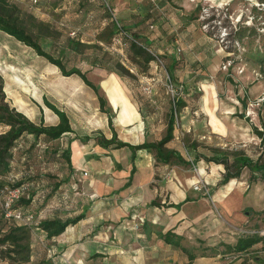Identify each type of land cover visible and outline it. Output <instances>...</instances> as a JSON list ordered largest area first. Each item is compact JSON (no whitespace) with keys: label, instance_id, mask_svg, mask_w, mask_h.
<instances>
[{"label":"rangeland","instance_id":"1","mask_svg":"<svg viewBox=\"0 0 264 264\" xmlns=\"http://www.w3.org/2000/svg\"><path fill=\"white\" fill-rule=\"evenodd\" d=\"M9 1L17 5L25 17L31 16L45 23L46 37L40 42L44 50L54 57H58L60 50L67 47L70 39L69 31L81 30L79 38L73 41L78 40L86 47L82 48V52L78 54L66 50L64 62L67 68L76 65L75 67L85 72L88 81L98 87L100 94L106 99V107L102 110L94 91L78 76H62L54 65L37 56L31 48L18 43L0 31V76L9 106L22 113L28 120L35 123H40L41 120L45 125L57 122L56 115L46 103L64 112L70 118L74 132L53 142V148L64 147L67 139L74 135L83 139L81 141H87L98 134L110 138L113 133L118 140L126 141L129 135L135 138L147 132L151 139H158L164 133L165 115L172 104V98L174 96L187 98L189 93L190 98L186 99L187 108L177 113L176 139L169 144V147L177 149L188 161H191L193 157L188 154L186 143L191 142L196 143L195 154L207 158L212 156L214 149L226 150L229 153L242 151L253 160L259 156L264 158V143L256 137L252 130V127H256L259 131L261 129L264 131V101L256 105L257 100L264 97V74L242 55L246 54V49L241 45L234 44L235 53L226 51L232 46L224 41L227 31L225 32L223 27L225 23L231 26L241 23L255 24L258 31L264 35V21L261 17H256L252 11V8H256L260 11L259 14L263 13L264 0H155V6L148 0L150 4L147 11L150 19H153L152 22H157L160 17L161 21L166 20L168 25H171L170 39H178L179 31H181L177 24L170 21L172 18L169 16L172 15L173 9L180 10L178 13L182 15L190 13L193 8L196 10L197 7H201V16L199 17V12L198 19L195 20L196 28L190 35V39H193L192 46L195 49L191 47L192 55H188L189 49L184 46L183 38L180 39L177 47L180 50V57L177 55L179 58L174 66V71L177 72L175 75L167 67L170 59L166 60L164 54L154 53L160 61H153L147 68H144L131 63L127 47L117 51L112 47V42L102 44V48L93 46L98 27L101 25L102 28L106 23V13H111L116 20L122 23L113 11V0L95 2L90 0H38V4L33 3L32 0ZM138 1L129 0V3L136 5ZM182 6L187 9L184 10ZM195 10L193 13L196 14ZM160 12L162 14L158 16ZM152 22L147 25V28ZM162 26L166 27V25ZM148 30L152 29L149 27ZM157 31L164 33L160 26ZM168 46L170 47V44ZM110 55L128 69L132 77L120 78L111 73L107 69L110 66ZM258 82L262 90L254 93L251 87ZM206 90V96L217 103L213 104L209 109L210 113L208 112L209 117L212 118L211 123H213L214 130L207 126L208 118L201 108ZM242 95L243 101L241 102ZM244 102L246 103L245 108ZM251 104L254 105L253 108H250ZM232 105L235 107V110H231L232 117L236 118L231 120L227 113H230L229 107ZM105 110L109 114H105L103 112ZM242 114L246 120L241 118ZM191 118L198 120L197 127L186 125ZM248 128H251L249 133ZM81 141L76 142L73 151L78 149V155L85 154L83 158H88L93 153L94 155L102 153L94 141L87 144ZM42 145L47 146L46 151L49 150V143L42 141ZM38 151V147L31 151L25 148L17 149L11 164V174L23 171L24 162L31 161L36 171L44 173L42 175L57 174L58 177H63L67 169L61 158L54 156V158L46 159V164L39 167ZM78 155L75 151L73 154L75 162ZM126 156L127 153H123L119 158L123 159ZM27 157L30 159L28 160ZM23 159L26 160L22 162ZM200 163L202 166H210L213 162L200 158ZM84 166L85 172L74 170L76 181L78 176L80 179L84 175L88 178L90 176V181L86 185L91 188L90 192L94 193L92 181L96 176V168L94 165L91 169L89 166L86 167L85 162ZM219 166L223 167L222 164H216L211 168L215 171L213 172L214 182L218 179L217 167ZM179 167L182 171H190L193 175H198V169L201 168L186 165ZM223 174L224 172L219 178L220 182ZM257 175L254 174V177ZM7 177L9 176H2L1 181H5ZM113 177L116 178L114 181L118 180L117 176ZM29 179L31 178L26 176L25 180ZM37 179L46 181V178H40L39 175L33 180ZM202 183L208 187L207 183L204 181ZM218 183L207 189V194L210 193L212 197L209 204L215 216V222L236 225L239 215L241 219L251 218L252 220L248 226H243L242 230L264 231L263 225L257 227L254 223L255 218L264 212V182L252 181L251 173L246 168L239 178H232L222 185ZM77 185L79 186V182ZM47 205L43 207V211H47L41 215L43 218H39V221L48 219L51 215V212L50 214L48 212L50 203ZM28 209L35 214L36 208L31 206ZM31 236L32 257L28 264H62L63 255L60 248L54 246L52 241H45L39 230H31ZM260 248L261 246H255L250 256L242 258L249 259L250 264H264V252L260 251ZM228 257L230 259L232 256L228 255ZM0 264L12 263L0 259Z\"/></svg>","mask_w":264,"mask_h":264},{"label":"crops","instance_id":"2","mask_svg":"<svg viewBox=\"0 0 264 264\" xmlns=\"http://www.w3.org/2000/svg\"><path fill=\"white\" fill-rule=\"evenodd\" d=\"M113 4V11L116 12L122 25L137 32L157 54H164L166 60L170 59L167 67L174 75L177 74L174 66L177 58L180 57V50L177 49L180 39L183 38L184 46L189 49L188 55H192L191 47L195 49L192 46L193 39H190L196 28V21L193 20L195 9L182 15L178 13L180 10L173 9L172 15L169 16L172 18L170 21L177 24L181 31L178 39H170L171 25H168L166 20L161 21L160 17L157 19L158 23L152 22L153 19H150L147 11L150 4L148 0H139L136 5L129 3V0H113ZM161 14L160 12L158 16ZM151 22L153 27L151 26L150 32L147 25ZM158 26L163 28L164 33L157 31ZM251 89L254 93H259L262 86L258 82ZM207 90L204 92L201 108L208 118L207 126L214 130L208 112L210 113L209 109L217 103L206 96ZM186 97L190 98V94L188 93ZM242 97L243 95L241 102ZM233 106L229 107L230 113H227L231 120L236 118L232 117L231 110H235ZM186 108L187 106L184 109ZM169 114L170 107L165 115L166 126ZM241 118L246 120L243 114ZM197 121L196 118H191L186 125L197 127L199 125ZM165 130L158 139H151L150 134L146 132L135 138L129 135L126 141L117 140L130 146L153 143L163 138ZM247 130L249 133L251 128ZM260 131L264 132L263 129ZM229 132L233 133V131ZM176 133L175 129L173 140L176 139ZM226 135L227 132L225 137ZM92 141L102 153L96 155L93 153L88 158L84 157V160L85 154L78 155L76 149L78 155L76 162L73 160L75 152L73 149L80 140L71 145L74 170L85 172V162L86 167L89 166L90 169L92 165L95 166L96 176L92 181L94 193L90 192L91 188L86 185L90 181V176L88 178L84 175L81 179L77 177L79 186L71 197L73 208L68 215L64 214L62 217L68 219L82 214L83 218L68 226L60 236L48 240L62 251V264L67 262L68 264H239V259L235 257L228 259V255L222 254L225 250L222 245H234L240 234L249 232L242 230V227L248 226L252 222L251 218L241 219L238 215L236 225L216 223L209 204L212 199L211 194L192 189L198 181H204L208 187L216 185L217 182L220 184L219 178L224 172L223 167H217L218 179L214 182L215 171L211 169L216 165L214 163L210 166H202L199 159L191 166L202 167L198 169V175H193L190 171H182L180 165L172 166L156 162L153 154L144 149L134 152L129 147L102 148L94 139L81 143L87 144ZM169 144L168 148L180 153L177 149L169 147ZM123 153H127V156L120 159L119 156ZM113 176H117L118 180L114 181ZM208 187L206 186L207 189ZM50 212L49 219L60 218L61 212L56 209ZM263 219L262 214L255 218L254 223L257 227L264 226ZM189 254L194 255L192 261H189Z\"/></svg>","mask_w":264,"mask_h":264},{"label":"trees","instance_id":"3","mask_svg":"<svg viewBox=\"0 0 264 264\" xmlns=\"http://www.w3.org/2000/svg\"><path fill=\"white\" fill-rule=\"evenodd\" d=\"M95 2L98 0H90ZM33 2V0H32ZM38 4V0L36 3ZM201 7L196 8V14L194 13L193 20L198 19L201 16ZM252 11L256 17H261L264 21V12L259 14L258 9L252 8ZM106 19V20H105ZM105 25L101 28L98 27L97 35L95 37L96 48H102V44H110L113 37L118 34V28L114 21L113 15L110 13L105 14ZM118 21V20H117ZM122 29L127 33V37L123 39L124 47L128 48L129 59L132 64L136 66H143L147 68L149 64L155 61V57L152 53H156L152 50L151 46L147 44L137 32L128 30L120 23ZM153 27L152 24L149 27ZM46 25L45 23L36 20L34 17L25 15L22 11L9 0H0V31L9 37L13 38L18 43L31 48L37 56L44 58L48 63L54 65L62 74V76H78L87 86L94 91L99 101V106L103 110L106 107V99L99 92V88L91 84L86 78V73L78 67L70 66L67 68L66 62H64L66 50L72 53L78 54L82 52V48L86 45L80 41H73L78 39L81 32L77 30V36L70 38L67 42V47L63 48L59 52L58 57H54L52 54L44 50L40 40L46 37ZM148 27V28H149ZM227 35L224 41H227L230 46L226 49L228 53H235L236 48H233L234 44L241 45L246 49V54H242L250 64L256 66L264 74V35L258 31V27L255 24H238L231 26L229 23L223 25ZM100 28V29H99ZM110 66L107 68L111 73L116 74L120 78L132 77V74L126 69L115 57L110 55ZM3 81L0 76V187L7 185L8 178L14 179L17 177L16 184H27L30 191V199H22L19 203L24 209L29 207L36 208L35 219L38 223L37 227L40 231L42 238L45 241L51 240L63 234L68 226L77 223L83 218V215H77L73 218L62 219L63 215H68L73 208L72 195L77 191L76 177L74 174V166L71 159V145L73 142L79 139L76 135L67 139L64 147L53 148L52 143L61 140L67 134H72L74 131L70 124L69 117L60 110L46 103L51 111L56 115L58 122L55 125H45L41 120L40 123H35L26 118L22 113L17 112L11 108L6 102V96L3 91ZM187 106L185 98L176 97L172 100L170 106V114L167 121V126L163 138L153 143H142L135 146H130L127 143H123L117 140L115 134H111L110 138H106L104 135L98 134L91 139H94L96 143L102 148L114 147L123 148L129 147L132 151L147 150L152 153L155 161L162 164L169 165H195L200 158L208 162L216 164H222L224 167V174L220 184L228 183L232 178H239L244 169H248L251 173L252 181L261 180L264 182V158L259 156L257 159L246 156L242 151L226 152V150L214 149L213 155L210 158L205 156L196 155V143H186L189 150L188 154L192 155L191 161L180 153L173 149L168 148V144L174 139V130L176 125L177 113L181 112ZM105 114H109L108 111H103ZM254 134L264 143V133L259 131L256 127H252ZM42 141L49 143V150L46 151L47 146L42 145ZM85 141V140H84ZM81 141V142H84ZM38 151L39 167L46 164V159L54 158V156L61 158L66 171L63 177H58L57 174L42 175L40 171H36L35 167L31 164V161L24 162L23 171L11 174V167L13 163L14 152L17 149L25 148L26 150ZM29 160L30 157H27ZM231 159V160H230ZM23 172V173H22ZM254 174H258L254 177ZM46 178V181L37 179L35 177ZM2 176H9L5 181H1ZM26 176L31 178L28 181L25 180ZM8 182V183H7ZM50 203V211L56 209L60 214V218L48 217V219H42L41 215L47 211H43V207ZM48 206V205H47ZM38 207L40 208L38 210ZM45 215V214H44ZM47 215V214H46ZM264 216V212L262 213ZM53 217V216H52ZM264 223V219L262 221ZM260 229V228H257ZM31 229L24 225H19L16 222H10L0 217V259L5 260L12 264H28L32 257L31 248ZM263 245L260 251L264 252V231H255L251 229L247 233H242L234 245H222L225 249L222 254L231 255L235 259H239V264H250L249 259L242 258L250 256L254 247L257 245ZM194 259V255L189 254V261Z\"/></svg>","mask_w":264,"mask_h":264},{"label":"built area","instance_id":"4","mask_svg":"<svg viewBox=\"0 0 264 264\" xmlns=\"http://www.w3.org/2000/svg\"><path fill=\"white\" fill-rule=\"evenodd\" d=\"M150 2L155 6V0H150ZM33 3H36V0H33ZM113 18L118 28V34L112 39V47L115 50L119 51L122 50L125 46V44L123 43V39L127 37V33L122 29L120 23L115 19L114 15ZM60 25L62 26L63 24ZM77 33V30H71L69 31L68 35L70 38H74L77 36ZM152 55L155 57V61H160L157 55H155L154 53H152ZM146 90L148 92L150 91L149 89ZM176 97L174 96L172 100ZM263 101L264 97L262 96L257 100L256 105H259ZM253 107L254 105L251 104L250 108ZM7 181L9 182H7V185H3L0 187V217L4 220L16 222L19 225L29 227L31 230H38V223L35 219L34 214L30 210L24 209L19 205L22 199H30V191L28 185L23 183L16 184V182L18 181L17 177H14V179L8 178ZM192 188L197 192L203 191L205 194H207V188L201 181H199V183L197 184H194Z\"/></svg>","mask_w":264,"mask_h":264}]
</instances>
